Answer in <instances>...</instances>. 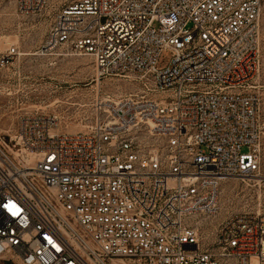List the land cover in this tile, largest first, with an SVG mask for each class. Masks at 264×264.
Listing matches in <instances>:
<instances>
[{
  "label": "built area",
  "instance_id": "built-area-1",
  "mask_svg": "<svg viewBox=\"0 0 264 264\" xmlns=\"http://www.w3.org/2000/svg\"><path fill=\"white\" fill-rule=\"evenodd\" d=\"M56 1L38 51L89 56L97 80L134 88L107 93L85 131L33 110L0 131V260L264 264V210L197 225L224 180L261 172V0ZM17 55L0 46V69Z\"/></svg>",
  "mask_w": 264,
  "mask_h": 264
},
{
  "label": "rangeland",
  "instance_id": "rangeland-1",
  "mask_svg": "<svg viewBox=\"0 0 264 264\" xmlns=\"http://www.w3.org/2000/svg\"><path fill=\"white\" fill-rule=\"evenodd\" d=\"M60 6L52 0L41 14L25 15L17 10L16 0H0V46L4 49L15 45L18 50L13 63L0 69V131L12 129L20 112L32 110L57 115L60 131H85L93 122L94 109L107 93L116 97L134 88L132 83L116 77L97 80L89 56H76L64 48L52 54L38 51ZM261 6L260 83H264V0ZM258 175L261 177H248L262 181H249V185L235 177L221 183L219 212L198 220L204 235L230 215L264 210V158ZM0 264L14 263L0 260Z\"/></svg>",
  "mask_w": 264,
  "mask_h": 264
},
{
  "label": "bare ground",
  "instance_id": "bare-ground-1",
  "mask_svg": "<svg viewBox=\"0 0 264 264\" xmlns=\"http://www.w3.org/2000/svg\"><path fill=\"white\" fill-rule=\"evenodd\" d=\"M255 177H261L260 175L256 174V175H253ZM241 180L245 181L247 184L246 185H249V181H253V182H260L262 181L261 178H249V177H244V178H241ZM221 189V188H220ZM220 204V203H219Z\"/></svg>",
  "mask_w": 264,
  "mask_h": 264
}]
</instances>
